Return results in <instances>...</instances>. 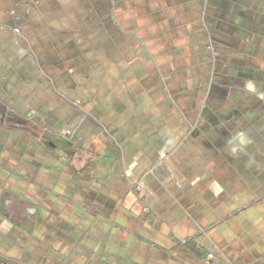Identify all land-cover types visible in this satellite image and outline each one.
<instances>
[{
	"label": "crops",
	"instance_id": "crops-1",
	"mask_svg": "<svg viewBox=\"0 0 264 264\" xmlns=\"http://www.w3.org/2000/svg\"><path fill=\"white\" fill-rule=\"evenodd\" d=\"M207 253L264 264V0H0V263Z\"/></svg>",
	"mask_w": 264,
	"mask_h": 264
},
{
	"label": "built area",
	"instance_id": "built-area-1",
	"mask_svg": "<svg viewBox=\"0 0 264 264\" xmlns=\"http://www.w3.org/2000/svg\"><path fill=\"white\" fill-rule=\"evenodd\" d=\"M205 261L208 263V264H218L217 262H215L213 260V255L212 253H207L206 256H205ZM1 264V263H0Z\"/></svg>",
	"mask_w": 264,
	"mask_h": 264
},
{
	"label": "rangeland",
	"instance_id": "rangeland-1",
	"mask_svg": "<svg viewBox=\"0 0 264 264\" xmlns=\"http://www.w3.org/2000/svg\"><path fill=\"white\" fill-rule=\"evenodd\" d=\"M206 48H207V49H211V48H212V45H211V41H210V39L207 41Z\"/></svg>",
	"mask_w": 264,
	"mask_h": 264
}]
</instances>
